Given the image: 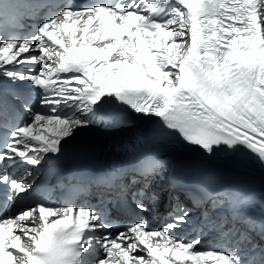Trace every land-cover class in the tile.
Here are the masks:
<instances>
[{"label": "snow or ice", "instance_id": "1", "mask_svg": "<svg viewBox=\"0 0 264 264\" xmlns=\"http://www.w3.org/2000/svg\"><path fill=\"white\" fill-rule=\"evenodd\" d=\"M61 7L26 35L0 28V87L12 97L0 122V264H264V193L220 179L264 170V0ZM94 131L133 134L128 166L89 181H121L117 197L54 203L65 194L37 174ZM148 141L201 159L173 167L165 153L138 155ZM162 205L164 223L151 227ZM210 235L219 244L201 249Z\"/></svg>", "mask_w": 264, "mask_h": 264}, {"label": "bare ground", "instance_id": "2", "mask_svg": "<svg viewBox=\"0 0 264 264\" xmlns=\"http://www.w3.org/2000/svg\"><path fill=\"white\" fill-rule=\"evenodd\" d=\"M62 11V10H61ZM40 24V23H38ZM35 53H33L34 55ZM28 67H31V65L29 66H22L21 67V70L22 71H26ZM102 132V131H100ZM104 133V132H102ZM131 133V132H129ZM129 133H124V134H121V135H110V136H113V137H121V136H125ZM109 135V134H107ZM184 160L190 162L191 164L195 165L197 164L199 161H200V157H195V158H190V157H184L183 158ZM228 172H229V175L227 177V180H233V179H236V178H239L240 176H245V177H248V178H252L254 181L258 182L260 184V189H259V192L258 193H264V170H261L258 166H255V165H250L249 167L247 168H244V169H227ZM21 174H22V170H21ZM44 174V169H41V171L37 174V181L43 176ZM183 198V197H182ZM53 202L60 205V206H65L63 204H61L58 200V197L57 195H54L53 198H52ZM90 202V204L92 203V201H88ZM188 203H190V201H188ZM99 206V205H98ZM159 213H162V206L159 210ZM196 214L195 210H194V215ZM50 219H54L53 218H50ZM151 227H152V222H151ZM179 235H185L184 233H181ZM186 238H190V236H187ZM156 239H159V238H156ZM257 241H259V239L257 238ZM219 244V241H218V238L215 236V235H210L208 237V239L202 243L200 245V248L201 249H206L208 248L209 246H214V245H218ZM225 247H227L225 245ZM184 264H191L190 261H185ZM209 264H211V262H209Z\"/></svg>", "mask_w": 264, "mask_h": 264}]
</instances>
